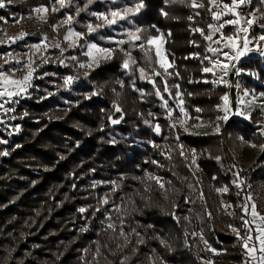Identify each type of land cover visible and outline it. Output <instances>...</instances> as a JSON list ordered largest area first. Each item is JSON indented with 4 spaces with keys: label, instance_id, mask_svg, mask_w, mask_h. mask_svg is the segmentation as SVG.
Returning a JSON list of instances; mask_svg holds the SVG:
<instances>
[{
    "label": "trees",
    "instance_id": "16d2710c",
    "mask_svg": "<svg viewBox=\"0 0 264 264\" xmlns=\"http://www.w3.org/2000/svg\"><path fill=\"white\" fill-rule=\"evenodd\" d=\"M3 2L0 26L7 29L20 20L18 24L28 34L15 43L11 40L3 43L0 52L5 54L15 49L25 51L28 42L40 41L47 33L54 35V22L67 13L76 15L87 0H71L69 6L54 13L51 21L37 32L26 17L34 7L59 5L56 0ZM140 2L143 8L120 21L118 27H103L100 33L91 35L102 46L116 47L112 61L85 77L77 64H61L70 55L82 60L77 52L61 54L54 49L60 57L38 67L35 76L42 75L41 78L34 80L30 95L17 105L14 114L18 131L11 135L7 145H0V264L244 261V253L236 244L238 238L230 233V228L243 229L245 217L239 205L249 191L260 195L257 208L264 214V165L246 169L229 154L226 163L232 175L222 171L214 163L216 156L209 155L208 149L210 140L220 144V137L183 134L179 127L170 125L173 118L163 113L162 101L156 94L159 90L177 116L178 101L173 91H169L165 75L160 71L162 75L151 74L154 83L151 79L139 80L137 66L151 73L153 69L158 71L153 52H149V63L143 49L114 42L115 37L127 40L126 32L137 28L144 38L162 32L167 49L176 57V67L170 72L182 86L190 109L205 106L215 110L226 89L213 90L211 84L203 83L204 74L197 70L201 67L204 45L200 34L190 31L191 27L207 31L211 20L207 8L199 9L200 18L191 24L188 20L191 9L180 1L118 0L113 4L111 0H94L86 11L76 15L79 23L75 26L86 32L85 24L96 21L90 12L105 13ZM164 12L168 15L164 16ZM193 39L199 44L195 45ZM121 47L135 57L134 70L123 68ZM194 53L201 55L194 58L191 56ZM252 61L256 62L252 59L242 64L250 66ZM68 76L74 79L66 86L64 80ZM109 79H121L126 92L139 103H115L112 94L116 88ZM165 84L168 92L164 90ZM139 90L145 92L144 101ZM93 92L98 94L92 95ZM114 104L122 111L117 112ZM112 120L120 122L113 124ZM156 125L160 126L159 133L155 131ZM253 126L232 118L223 134H242L245 140L261 137L257 132L255 135L258 128ZM175 145H182L187 154V147L198 149L197 173L184 151L178 156L169 153V148L174 150ZM224 145L225 152L229 151L228 140L225 139ZM261 159L264 162V153ZM147 174L163 178L165 187L161 189ZM232 177L240 183L237 194ZM222 186L229 190L225 197L234 207L232 215L220 207L217 189ZM109 224L113 227L109 228ZM206 244L221 253L212 255Z\"/></svg>",
    "mask_w": 264,
    "mask_h": 264
},
{
    "label": "rangeland",
    "instance_id": "374dc122",
    "mask_svg": "<svg viewBox=\"0 0 264 264\" xmlns=\"http://www.w3.org/2000/svg\"><path fill=\"white\" fill-rule=\"evenodd\" d=\"M174 2L180 1V0H172ZM191 2L192 0H183L185 6L190 7V14L189 17H192L191 20H189V22H191V24L195 21L198 20L200 18V15H197V13H200L199 9L203 8V7H197V8H193L191 7ZM142 3V2H140ZM197 3H202L204 5V8L206 7L208 10V16L210 22L209 24H213V25H219L224 23L227 20H234L237 19L236 16H233L231 13H227L226 9H223V4H229L231 5V0H217V5L216 7H214L212 4L209 3V0H197ZM135 6V5H134ZM133 6V7H134ZM39 7H45L47 8L45 5H40L37 7L32 8V11L30 13V15L28 17H26V20L28 21L29 24L35 25V31H39V29L44 28V26H46L50 21H51V17L53 15H56L54 13L58 12L60 13V6L55 4L53 7L59 9L56 12L51 11V9L53 8H48L49 12L46 15V20L47 23H44L43 21H41L37 14L34 12V9L39 8ZM211 8V11H209V9ZM223 10L226 14L221 16L220 20H213L212 18V12H217V11H221ZM236 11L239 13V17L241 18L240 21V25H235V24H225L224 28L221 29L220 32H216L213 34V40H219L221 37V33H223V35L225 37L227 36H233V37H238L237 39V45L239 47L242 48L243 46V42H244V38L247 37V39L251 42L249 44V47L252 48L253 50L251 52H248L245 56L241 57L240 60L237 62L235 60L233 61H226L225 57L223 55V53H229L230 55H232V50L230 48H224L223 44L226 41H222L221 44H214L211 41L205 40L204 36L208 35L210 32V29L207 26V31H203L204 35H201L200 32H196L194 31V29H196L195 27H191L190 31L191 33L193 32L194 34L198 33L200 34V41H202V45H204L203 47V53H201L202 56V61L200 62L201 67L199 66V70H197L198 72L201 70L202 73L204 74L203 77V83H209L212 85V89H217L219 87L225 88L226 89V93L224 94L228 96L229 98V107L231 108V112H229V119L227 121H223V120H218L217 117H221L224 115V112L219 110L218 106L223 105L224 101L222 100V97L219 101V103L217 104V106L214 109H208L205 106H201V107H197V108H201L203 109L202 112H196L195 109L191 110L190 109V104H188L186 98H184L185 94H183V90H182V86L176 82V79L173 78L174 75H167L164 74V69L161 68L159 66L158 58L156 57L155 54V46L154 45H149L148 48L151 49V51L153 52V60L154 63L158 69V71L162 72L166 79H168L169 81V91L170 89L173 91L174 93V98L176 99L177 102V108L179 111V100L183 99L184 104L182 105L190 114L191 117H193L192 119L187 120V122L183 125H181L180 123H178V119L182 118V115L180 112H178V115L176 116V114L174 113V109H171L168 106V109L172 110V120L170 121V125L172 126L173 123L176 124L175 127H179L182 131L181 133H186V134H191L193 136H214V137H220V144L216 141L210 140L209 142V155H215L216 158L214 160L215 165H218L222 171L227 172V174L232 175L231 168H228L227 165V159L228 155L231 156V158L238 163L241 167L244 168H250V167H254L256 168L257 166L260 167L261 165H264V162L261 161V157L264 153V150H262L259 145L264 144V134H262V129H264V112L261 111V108L259 107V105L264 104V96H262V94H264V55H261L260 53L262 51H264V40H259V37L261 35H264V27H262V25H264V2H262V0H249V2H246L243 5H240L239 8L236 9ZM53 13V14H52ZM98 13V12H97ZM107 13V12H105ZM255 15V23H253V25L251 27L248 28L247 33L245 32H241L238 31V29L243 26V27H248L246 24V20L248 19H252L253 16L251 14ZM70 14H64L62 17L58 18L54 23V25H59V27L57 28L56 31L52 30L54 32V35H48V33L44 36H47V41L46 43L50 45V47H48L47 51H40V52H35L32 48L31 45L34 44H39L42 41V37L40 41H35V42H28L26 45V50L25 51H21V50H10L5 54H2L0 52V64H4V57H6V55L8 53H12V57L14 58H9L10 59V63L5 64L4 65V70L8 71L9 69H18L17 71H15L14 73V78L15 79H23V77L26 75L28 69L26 67H22V64H25L28 60L29 57H31L32 60L35 61V63L32 65L33 68H35V72L33 73V78L31 80V87L28 88L27 93L18 96V97H13V101L15 102H9V103H5L4 104V109H16L17 105L19 104V102L21 100H23L24 98L28 97L30 95V91L32 89V83L34 82L35 79L37 78H41V76H35L38 73H36L38 67L41 66V64L44 62L43 61V57H48L47 62L51 61L52 59L56 60V58L60 57L59 54L54 53V49L60 51L59 49L55 48L54 45L56 43H60L61 47L64 48V52L68 53V51H75L77 52L81 57L82 60H78L79 57L74 55L75 57H77L76 60H78V62L76 63V60H72L70 59V56H66L64 57L63 61V65L66 66H72L73 64H77V66L79 65V63H85L87 64L89 62V58L84 55V52L86 51V47H84L85 45V40L91 43H96L97 45L101 46V47H106V48H113L116 49V47L113 46H102L99 43H97L92 37V34H89L90 37L85 38V40H77L76 43L82 45V47H76L74 44H72L71 41H64V36L67 33V30L69 27H71L73 30L80 32V30H78L76 28V24L79 23L78 21V17L76 15L72 16L73 17V22L71 25H66L61 23V21L65 20L67 18V16H69ZM188 17V18H189ZM54 20V18H53ZM93 23L92 20H89L86 24L88 23H93V24H102L103 21L97 20ZM20 22V20H17ZM16 21V22H17ZM19 22H17L16 26H14L12 24V26H8L7 29L6 27H1L0 26V34H1V39L3 40L4 44L9 43V39L8 37H17L19 36V34L21 32H24L22 29V27L20 26V24H18ZM85 24V25H86ZM208 24V25H209ZM53 25V26H54ZM120 25V23H118L117 25H114L115 28L118 27ZM103 29L100 28L96 33H100V31ZM201 29V28H200ZM163 34L162 32L159 33ZM193 34V35H194ZM157 35V36H159ZM164 35V34H163ZM192 35V37H193ZM199 36V35H198ZM165 37V35H164ZM75 39V38H73ZM28 40V39H27ZM115 40H119L118 37H115ZM194 40V39H193ZM17 41V40H16ZM3 43H0V47ZM195 45L199 44V41H196V39L194 40ZM71 45V46H70ZM257 45L259 50L257 49ZM211 46L213 48H218L221 49V52H218L216 55H213L212 52H209L207 49L208 47ZM116 52V51H115ZM200 53H194L191 56L194 58H199V56L201 55ZM116 53L113 54V57L111 59H107V60H100L99 66H96V64H93V66L91 68L85 67V68H79L84 71L85 73V77L88 76L91 72H93L94 70L99 69L100 67H102L103 64H105L106 62H110L114 59ZM162 55H164L167 59L168 62H173L174 61V67L173 68H169L168 72L171 73L170 71L175 69V65H176V57L175 55L167 49L166 47V37H165V42L163 43V47H162ZM124 58H121V62L123 63V61L127 58L126 56L123 55ZM205 57H209L211 58V60L215 61V60H219L222 63H229V69L227 72V75H224L222 71L219 70V68H217L215 70V75H213V73L209 72V73H205L203 72V68L204 67H212V64L209 62L208 59H205ZM15 59H19L22 63L21 65H18L15 63ZM252 59H255V61L251 62V65H246V64H242L245 61H250ZM234 65V66H233ZM136 69V72L138 74V78L139 80H145V79H149L151 77V72L146 70L147 75L149 78H145V79H141L140 78V73L139 70ZM143 68V67H142ZM239 70V71H237ZM9 75H13V73L9 72ZM223 77V81H226L227 83L224 82H219V83H213V81H218L220 77ZM151 79V78H150ZM174 80V82H173ZM111 86H115L116 91H114V93L116 94H112L113 98H114V102L115 103H125V102H130V103H139V100L136 99L134 96H132L130 93L126 92V87L124 82L120 79H114L113 81L111 79L108 80ZM151 81H154L151 79ZM121 83L123 86H121ZM153 83V82H151ZM173 85H179V88H175L173 87ZM168 86V85H167ZM140 94V99L141 100H145L144 99V95H142L141 93H145L144 91H138ZM168 92V91H167ZM179 92L182 95L181 96H177L176 93ZM157 93V91H156ZM248 93V96H245L244 94ZM161 99V92H160V96H158ZM253 97H256V104H254L251 109L248 108H244V111L246 112H250V118H245V116L243 115H233L232 112H234L238 107L243 108L244 106L242 105H238L237 104V100L240 98H244L245 100H249L252 99ZM4 99H7V97H5ZM140 100V101H141ZM162 101V111L163 113H166V117H168V109H166L165 107H163L164 102L166 100L161 99ZM3 102V101H0ZM4 109H0V141H6V143H0V145L4 144L7 145L9 143L10 137L13 134H16L18 131V126L15 125V121H16V116H15V112L14 111H7L5 112ZM200 117V120L204 122V126L202 127H193L194 125L198 124L199 121H197L195 119V117ZM232 118H238L241 119V123L243 122H247V123H252L255 127L258 128V130L255 131V133H259L261 135V137L256 136L253 137V140H245L244 137H242V134H239L237 136H234L232 133H226V135L223 134V130L226 126V123H228V121H230ZM217 124L220 127V131L219 133L215 132V128L217 126ZM187 129V130H186ZM254 133V132H253ZM257 133L255 135H257ZM1 135L3 138H1ZM225 139L228 140L229 143V151L225 152V148H226V143L224 145ZM255 144L257 145V147H251L250 145ZM175 149H171L169 148V153L172 156H178L180 155L181 151H184V148L181 149V146L175 145L174 146ZM188 148V154L187 152L184 151V153L186 154V156L188 157V163L191 166V168L195 171V173L198 172V166H197V156L200 154V152L197 153L196 148L193 147H187ZM187 150V149H185ZM203 154V153H202ZM219 158V159H217ZM193 160H195V163H193ZM229 166V165H228ZM227 169V170H226ZM232 183H233V189L234 191L237 193H239V190L241 189L240 187V183L237 180L236 177H232ZM239 184V187H237V185ZM222 188H224L222 186ZM220 188V189H222ZM228 189V188H227ZM220 196V207H222L223 211L227 214L231 213V215L234 212V207L232 206L231 202L227 201L226 199V195L229 193V190L227 192H218ZM251 195L252 197V203H255L257 206V201L259 198V194L255 193L254 191H249L245 194V197L243 198V201L240 202L241 206V210L242 213L245 217V220L249 221L250 223L248 224L247 227H245V224H243V229L239 231V235L241 238H246L248 235H251L253 237V239L251 241L248 242V246L249 248L251 247H255L257 249V252L255 253V256L257 257V259H253L248 251L245 249V247L243 246L244 244V240L243 239H237L238 242L236 244H238L240 246V248L242 249L241 251H243V258L244 261L242 263H232V262H228V261H215V260H206L204 263L205 264H259V256L264 255V253L259 252V240L256 239V237H258L260 235L259 230L257 229L256 225L258 223H260V221L258 219L254 220V218L250 215V214H245L244 210H243V205L246 202L247 196ZM224 196V197H223ZM228 205H231V207H228ZM251 210V204H249V213ZM257 211L262 214L258 208ZM244 220V221H245ZM243 221V222H244ZM232 228L235 227H231L230 228V233L232 234H236V232L232 231ZM237 229V228H236ZM249 229H251V231H249ZM208 244H206L207 246ZM212 248H209V246H207V252H210L212 255H218L221 252L215 251V253L211 250Z\"/></svg>",
    "mask_w": 264,
    "mask_h": 264
},
{
    "label": "snow or ice",
    "instance_id": "6c2138e0",
    "mask_svg": "<svg viewBox=\"0 0 264 264\" xmlns=\"http://www.w3.org/2000/svg\"><path fill=\"white\" fill-rule=\"evenodd\" d=\"M56 2L59 4L60 8H64L67 7L71 4V0H56ZM94 2V0H87L86 5L83 8H78L76 10V15H79L80 12L82 11H86L87 10V6L92 4ZM180 2H183V0H180ZM246 2H249V0H231V5L229 4H223V9L227 10V13H231L233 16H236L237 19L234 20H227L222 24L217 25H213V24H209L208 28L210 29V32L208 35H205L204 38L205 40L211 41L214 44H221L222 41H226L223 44L224 48H230L232 50V55H230L229 53H223L225 60L226 61H239L241 57L245 56L248 52H251L253 49L249 47V44L251 43L247 37L244 38V42H243V46L242 48L239 47L237 45V39L238 37H233V36H227L225 37L223 35V33H221V37L219 40H213V34L216 32H220L221 29L224 28L225 24H235V25H240V21L241 18L239 17V13L236 11L237 8L240 7V5L245 4ZM262 2H264V0H262ZM111 3L116 4L118 3V0H111ZM209 3L212 4L214 7L218 6L217 5V0H209ZM5 4L3 2V0H0V8L4 7ZM143 4L142 3H136L134 7H123V8H118V9H114V10H109L107 13H97V12H90L89 15L95 17L97 20L103 21L102 24H93V23H88L85 25L86 27V32H78L73 30L71 27L68 28L67 33L64 36V41H71L72 44H74L76 47H82V45L76 43L77 40H85L86 36L92 33L97 32L100 28L102 27H111L113 25H117L120 21H124L128 18L129 15H135L137 14L141 8H143ZM191 7L193 8H197V7H204V5L202 3H197V0H192L191 2ZM59 9L53 7L51 9V11L56 12ZM209 11H211V8L209 9ZM34 12L37 14L38 18L43 21L44 23H47L46 20V15L49 12L48 8L45 7H39L34 9ZM164 16H167L168 13L164 12L162 13ZM226 13L221 10V11H217V12H212V18L213 20H220L222 15H225ZM197 15H199V13H197ZM253 16L252 19H248L246 20V24L248 27H243L241 26L238 31L241 32H245L247 33L248 28L251 27L253 25V23H255V15L254 13L251 14ZM189 20L192 19V17L188 18ZM19 22V21H17ZM73 22V17L71 15L67 16V18L63 21H61V23L66 24V25H71ZM53 30L56 31L57 28L59 27V25H54L52 26ZM262 27H264V25H262ZM141 29H135V30H130L126 32V36H127V40L124 39H120L117 41H114L118 46H122L125 43H128L132 46V48H136L139 47L141 49L144 50V55L146 58H148V62L151 63V58L149 56V52L151 51L150 48H148L147 46L149 45H154L155 46V54L156 57L158 58V63L159 66L161 68L164 69V74L167 75H172V73L168 72L169 68H173L174 67V61L173 62H168L166 57L164 55H162V47H163V43L165 42V37L163 34H160L159 36H149L147 38L142 37L141 35H139ZM194 31L196 32H200L201 35H204L203 29L200 28H196L194 29ZM27 33L21 32L19 34V36L17 37H8L9 40H11L13 43L16 42V40H20L23 39L25 36H27ZM168 35L170 36L171 33H168ZM75 38V39H73ZM47 36H44L42 38L41 43L39 44H34L31 45V48L35 51V52H40V51H47L48 47H50L49 44L46 43L47 41ZM259 40H264V35H261L259 37ZM3 40H0V43H3ZM137 42H141L139 44H137ZM71 46V45H70ZM55 48L59 49L61 54H63L64 52V48L61 47L60 43H56L54 45ZM84 47H86V51L84 52V55H86L89 58V62L87 64L85 63H79V67L80 68H91L93 66V64H96V66H99L100 60H107V59H111L113 57V54L115 53V51L117 49H113V48H106V47H101L99 45H97L96 43H91L85 40V45ZM121 51V53L126 56L127 58L123 61V68L125 70H129V69H133L134 70V66L137 65V61L135 59V57H133L132 53L130 50H125L122 47L119 49ZM209 52H212L213 55H216L218 52H221V49L218 48H213L211 46L208 47L207 49ZM258 45H257V49ZM261 55H264V51H262L260 53ZM9 58H13L12 57V53H8L6 55V57H4V64H0V109H4V104L5 103H9V102H15L13 101V97H18L21 96L25 93H27L28 88L31 87V80L33 78V73L35 72V68L32 67V65L35 63L34 60L31 59V57H29V60L25 63L22 64V67H26L28 69L26 75L23 77V79H15L14 78V73L15 71H17L18 69H9L8 71L4 70V65L10 63V59ZM14 59V58H13ZM70 59L72 60H76L77 57L72 56L70 57ZM205 59H208L209 62L212 64V67H204L203 68V72L205 73H213V75H215V70L217 68H219L220 71L223 72L224 75H227L228 69H229V63H222L219 60H211V58L209 57H205ZM48 57H43V61L45 63H47ZM15 63L18 65H21V61L19 59H15ZM64 61H61V64H63ZM234 66V65H233ZM139 73H140V78L141 79H145V78H149L146 72V69L144 68H138ZM239 71V70H237ZM9 72L13 73V75H9ZM153 75H162V73H160L159 71H156L155 69H153L152 72ZM176 75H179V73H175ZM74 77L72 76H68L65 78L64 80V84L66 86L71 85V83L73 82ZM150 79V78H149ZM150 82H153L150 80ZM219 82H224L227 83L226 81H223V77L221 76L219 78L218 81H213V83H219ZM154 83V82H153ZM121 86L122 83H121ZM173 87L175 88H179V85H173ZM165 91H168V86L167 84H165ZM98 93L93 92L92 95H97ZM143 95V93H141ZM158 96H160V92L159 90H157L156 93ZM176 95L179 97L182 94L177 92ZM191 95V94H189ZM245 96H248V93L244 94ZM262 96H264V94H262ZM5 97H7V99H4ZM161 99H163V97H161ZM222 100L224 101L223 105L218 106L219 110L224 112V115L221 117H217L218 120H223V121H227L229 119V112H231V108L229 107V98L227 95L222 97ZM184 104L183 99L179 100V112L182 115L181 119H178V123H180L181 125L185 124L187 122V120L192 119L193 117L190 116L189 112L182 106ZM237 104L238 105H242L244 106L243 108L238 107L234 112H232L233 115H243L245 116V118H250V112H246L244 111V108H248L251 109V107L256 104V97H253L252 99L249 100H245L244 98H240L237 100ZM115 110L117 112H121L122 109L118 106L115 105ZM163 107H165L166 109H168V104L167 101L164 102ZM259 107L261 108V111L264 112V104L259 105ZM5 112L7 111H14V109H4ZM196 112H202L203 109L201 108H196L195 109ZM168 118L172 119V110L168 109ZM195 119L197 121H199L198 124L194 125L193 127H202L204 126V122L200 120V117H195ZM113 124L119 123V120H112L111 121ZM176 124L173 123L172 127H175ZM187 130V129H186ZM155 131L157 133L160 132V126L156 125L155 126ZM220 131V127L217 124L216 128H215V132L219 133ZM262 134H264V129L261 130ZM178 139V137H177ZM0 143H6V141H0ZM251 147H257V145L252 144L250 145ZM259 147L264 150V144L259 145ZM181 149H183V146L181 145ZM4 155H7V153H3ZM163 154V153H162ZM183 151H181V155H183ZM169 159L171 158L170 156L168 157ZM219 159V158H217ZM152 163H157L156 161H152ZM193 163H195V160H193ZM147 178L149 180H155L156 183L159 185V187L161 189H163L165 187V184L163 182V178L159 177V176H155L152 174H147ZM168 183H171L170 181ZM237 187H239V184L237 185ZM218 192H227L228 189L227 187H224L222 189H217ZM252 197L249 194L247 196L246 202L243 205V210L245 212V214H250L254 220L258 219L260 221V223H258L256 225L257 229L260 232V235L258 237H256L257 240H259V252L264 253V215H261L258 211H257V206L255 203H252ZM104 203H107V200L104 201ZM249 204H251V210L249 213ZM228 207H231V205H228ZM80 211H84V209H81ZM229 215H231V213H229ZM250 222L245 220L244 224L245 227L248 226ZM109 228L113 227L111 224L108 225ZM231 227V226H229ZM233 232H236L237 234V238L238 239H243L244 240V244L243 246L245 247V249L248 251L249 255L253 258V259H257V257L255 256V253L257 252V249L255 247H251L249 248L248 246V242L251 241L253 239V237L251 235H248L246 238H241L239 235V230L236 228H232ZM249 231H251V229H249ZM121 235H124V233L121 231L120 233ZM142 242V241H141ZM162 244H164V241H161ZM206 243V242H205ZM214 253H215V249H211ZM259 260V264H264V255L259 256L258 258ZM121 264H123V261L121 262Z\"/></svg>",
    "mask_w": 264,
    "mask_h": 264
}]
</instances>
